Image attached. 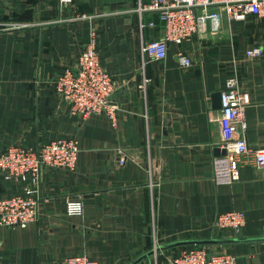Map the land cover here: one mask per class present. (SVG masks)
Returning <instances> with one entry per match:
<instances>
[{
  "label": "crops",
  "instance_id": "0c3cea01",
  "mask_svg": "<svg viewBox=\"0 0 264 264\" xmlns=\"http://www.w3.org/2000/svg\"><path fill=\"white\" fill-rule=\"evenodd\" d=\"M138 1L1 0L0 152L61 137H75L80 151L74 170L42 169L36 220L24 227L0 224V264H62L81 253L102 264H130L156 244L237 237L261 239L204 246L233 253L236 264H264V167L242 165L229 184L212 178L221 141L218 95L229 78L250 95L248 145L264 147L263 22L209 7L198 31L180 44L169 42L166 57L157 60L142 54L141 43L162 37V24L156 12H146L143 21L155 26L141 27ZM82 13L92 17L78 18ZM92 26L115 87L109 98L115 120L105 113L70 114L54 88ZM257 45L262 55L246 57ZM178 53L191 65L181 66ZM143 75L145 90L139 88ZM23 192L22 180L0 173V198ZM68 199H82L81 215L65 212ZM233 209L245 213L242 229L214 226L217 214ZM192 245L162 249L138 264H168Z\"/></svg>",
  "mask_w": 264,
  "mask_h": 264
},
{
  "label": "built area",
  "instance_id": "2783aa9c",
  "mask_svg": "<svg viewBox=\"0 0 264 264\" xmlns=\"http://www.w3.org/2000/svg\"><path fill=\"white\" fill-rule=\"evenodd\" d=\"M71 0H59L60 4ZM1 2V0H0ZM221 8L228 18L244 19L253 14L264 26V0H139L135 10L140 26H155L154 21H143L146 12H156L162 24V37L143 40L141 51L153 59L162 60L167 55L168 43L180 44L198 31L200 21L209 7ZM78 18H91L82 13ZM98 31L91 27L86 42L72 67L58 72L54 88L59 97L68 104L70 114L85 118L93 113H105L115 120L116 109L109 103L115 87L110 73L99 60ZM263 46L257 45L245 50L246 57H258ZM181 66H190L191 59L177 54ZM149 79L143 75L139 88L145 90ZM221 116L219 130L221 141L219 154L212 159V178L217 184H229L239 177L242 165L252 164L264 167V147L253 148L245 137L246 123L244 109L250 103V95L242 90L235 78H229L220 92ZM80 148L75 137H61L41 144L37 148L13 144L0 152V173L5 178H17L24 182V192L0 198V224L24 227L36 220L40 193L38 183L43 168H64L74 170ZM118 163L123 164L126 156L120 149ZM151 171V170H150ZM154 182L150 186H154ZM65 212L81 215L82 199H68ZM246 223L242 210H230L216 215L214 226L239 231ZM157 244L155 245V248ZM62 264H102L85 253L68 256ZM149 264H158L153 261ZM168 264H236V256L227 251H210L204 245L182 247L172 255Z\"/></svg>",
  "mask_w": 264,
  "mask_h": 264
},
{
  "label": "water",
  "instance_id": "95a60500",
  "mask_svg": "<svg viewBox=\"0 0 264 264\" xmlns=\"http://www.w3.org/2000/svg\"><path fill=\"white\" fill-rule=\"evenodd\" d=\"M220 96L221 94L218 95L219 98V107L221 108V101H220ZM216 101V100H215ZM216 153L217 154H224L225 150L224 149H219L218 146L216 147ZM256 239H261L260 237H237V238H207V239H189V240H178V241H173L169 242L166 244H162L160 246H157L156 248L150 250L149 252L141 255L140 257L136 258L133 260L130 264H138L141 262L143 259L146 257L159 252L162 249L169 248L172 246H177V245H182V244H195V245H205V244H212V243H223V242H230V241H237V240H256Z\"/></svg>",
  "mask_w": 264,
  "mask_h": 264
}]
</instances>
